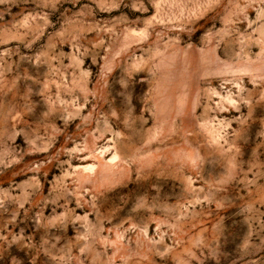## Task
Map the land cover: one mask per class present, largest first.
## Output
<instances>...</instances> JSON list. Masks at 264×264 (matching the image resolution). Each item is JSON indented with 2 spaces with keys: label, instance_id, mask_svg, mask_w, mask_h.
Listing matches in <instances>:
<instances>
[{
  "label": "rangeland",
  "instance_id": "rangeland-1",
  "mask_svg": "<svg viewBox=\"0 0 264 264\" xmlns=\"http://www.w3.org/2000/svg\"><path fill=\"white\" fill-rule=\"evenodd\" d=\"M0 264H264V0H0Z\"/></svg>",
  "mask_w": 264,
  "mask_h": 264
}]
</instances>
